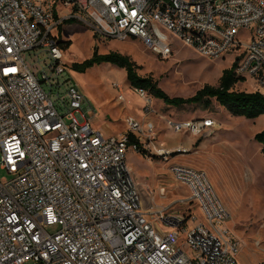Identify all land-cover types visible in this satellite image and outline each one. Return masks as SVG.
Segmentation results:
<instances>
[{"label":"built area","instance_id":"obj_1","mask_svg":"<svg viewBox=\"0 0 264 264\" xmlns=\"http://www.w3.org/2000/svg\"><path fill=\"white\" fill-rule=\"evenodd\" d=\"M66 20L102 41H141L162 58L173 36L211 61L241 49L234 74L264 95V0H0V170L11 176L0 181V264H239L229 213L203 171L169 168L200 221L142 209L125 157L138 152L129 134L142 145L154 137L153 122L125 116V132L105 137L76 86L57 92L66 50L55 31ZM27 52L44 59L28 66ZM134 91L147 113L151 100ZM166 124L198 137L216 127L210 118ZM155 150L165 160L186 153Z\"/></svg>","mask_w":264,"mask_h":264},{"label":"rangeland","instance_id":"obj_2","mask_svg":"<svg viewBox=\"0 0 264 264\" xmlns=\"http://www.w3.org/2000/svg\"><path fill=\"white\" fill-rule=\"evenodd\" d=\"M55 33H58L57 37L61 41L71 42L65 52V72L60 78L57 92L64 97L68 85L76 86L94 109L91 123L95 130L103 135L124 133L125 116H132L140 122L150 120L155 124L154 137L142 143L150 157L142 156L131 149L126 152L128 169L135 183L142 186L141 190L139 188L142 209L147 212L165 209L171 214L184 216L186 220L195 218L194 222L200 221L197 204L192 200L186 186L172 178L169 168L176 163L203 171L229 213L230 217L225 226L239 243L238 263L257 264L264 260V150L254 141V135L264 129V115L255 120L235 117L214 100L208 108L201 105L172 108L148 93L146 95L151 103L147 105L146 113L144 100L131 89L123 69L101 64L78 71L72 66L88 60L95 47L99 54L118 52L128 56L139 67L137 73L141 77H151L169 97L186 99L194 96L205 85L217 87L222 71L234 64L241 49L230 51L222 59L211 61L202 58L178 37L173 36L169 38L171 54L162 58L138 40H99L93 37L87 26L78 22L64 24ZM164 33L170 36L169 33ZM35 54L37 53L23 54L28 66L37 60L43 61L42 53L37 56ZM37 67L38 65L34 66L35 69ZM113 83L119 86L118 92L112 87ZM233 89L246 93L256 91L255 85L249 79L238 82ZM119 93L123 95L124 102H117L116 96ZM50 96L55 106L62 109L56 92H52ZM158 106H161L160 112ZM200 118L214 120L216 127L209 130L207 135L197 138L188 134V138H185L172 133L166 124L169 120ZM156 124L159 127L162 125L161 128L158 129ZM161 130H169L161 134V141L184 146L189 144V140H194V145L184 148L185 154H173L165 160L158 156L155 149L173 150L181 146L168 148L164 144L163 147V143L158 140ZM10 178L5 171L0 170L1 182ZM45 229L54 233L59 227Z\"/></svg>","mask_w":264,"mask_h":264},{"label":"trees","instance_id":"obj_3","mask_svg":"<svg viewBox=\"0 0 264 264\" xmlns=\"http://www.w3.org/2000/svg\"><path fill=\"white\" fill-rule=\"evenodd\" d=\"M73 23L75 22L72 20H66L63 22V25ZM59 43L63 50H67L71 46L70 41L59 40ZM101 64H110L119 69H123L125 71L126 81L132 89H141L152 98L161 101L169 107L181 108L189 105H201L204 108H208L212 103L211 101L214 100L220 107L235 117L255 120L259 116L264 115L263 94L256 91L252 93L239 92L233 89L238 82L243 81L242 78L234 74L235 63L229 69L222 71L217 87L205 85L194 96L186 99L169 97L158 87L157 82L151 77H141L137 73L139 67L128 56L118 52L99 54L97 47H95L92 56L88 60L82 64H73L72 66L75 70L83 71ZM254 141L259 143L264 150V129L254 135ZM128 145L136 146L142 156L150 157L142 145L130 134L128 137Z\"/></svg>","mask_w":264,"mask_h":264},{"label":"crops","instance_id":"obj_4","mask_svg":"<svg viewBox=\"0 0 264 264\" xmlns=\"http://www.w3.org/2000/svg\"><path fill=\"white\" fill-rule=\"evenodd\" d=\"M60 11H64L65 12V10H63V9H60ZM62 41H68V40H62ZM132 89V88H131ZM134 90V89H133ZM166 106V105H165ZM167 107H169V106H167ZM158 108H159V112L161 111V106H158ZM173 108V107H172ZM163 117V116H162ZM173 121H178V120H173ZM154 123V122H153ZM154 126H155V124H154ZM156 126H158V124H156ZM162 126V125H161ZM161 126L159 127L158 126V129L159 128H161ZM172 133H175V132H173L170 128H168ZM169 130H161L159 133H160V135H159V138H158V140L160 141V142H162L163 143V147H164V144L166 145V146H168V148H170V147H173V146H181L182 148H188V147H192L193 145H194V140H189V144L188 145H184V146H182L181 144H179V143H169V142H167L166 140H162L161 141V134H163L164 132H166V131H169ZM98 132H100L99 130H97ZM101 134H102V132H100ZM121 134V133H120ZM175 134H179V135H182V136H184L185 138H188V137H186V135L188 134V135H190L189 133H187V132H185V131H182V132H179V133H175ZM103 135V134H102ZM114 134H110V135H103V136H105V137H109V136H113ZM190 136H192V135H190ZM192 137H198V136H192ZM201 137V136H200ZM189 139H190V137H189ZM167 149V148H166ZM129 149H127V151H128ZM138 157V156H137ZM139 159V158H138ZM125 163H126V157H125ZM126 165H127V163H126ZM128 167V166H127ZM190 167V166H189ZM130 171V170H129ZM131 173V172H130ZM131 177H132V179H133V176H132V174H131ZM133 181H134V179H133ZM134 183H135V181H134ZM143 184H145L144 182H143ZM135 185H136V187H137V191H138V194H139V188H140V190H141V188H142V186H138V184H136L135 183ZM140 196V195H139ZM139 199H140V197H139ZM140 205H141V203H140Z\"/></svg>","mask_w":264,"mask_h":264},{"label":"bare ground","instance_id":"obj_5","mask_svg":"<svg viewBox=\"0 0 264 264\" xmlns=\"http://www.w3.org/2000/svg\"><path fill=\"white\" fill-rule=\"evenodd\" d=\"M159 150H164V149H163V148H161V149H159ZM159 150H158V151H159ZM167 150H168V149H167ZM167 150H164V151H167Z\"/></svg>","mask_w":264,"mask_h":264}]
</instances>
